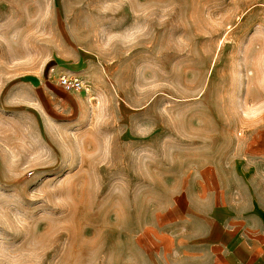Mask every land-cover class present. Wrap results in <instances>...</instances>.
Here are the masks:
<instances>
[{
    "label": "rangeland",
    "instance_id": "374dc122",
    "mask_svg": "<svg viewBox=\"0 0 264 264\" xmlns=\"http://www.w3.org/2000/svg\"><path fill=\"white\" fill-rule=\"evenodd\" d=\"M203 162L264 185V0H0V264H154Z\"/></svg>",
    "mask_w": 264,
    "mask_h": 264
},
{
    "label": "crops",
    "instance_id": "0c3cea01",
    "mask_svg": "<svg viewBox=\"0 0 264 264\" xmlns=\"http://www.w3.org/2000/svg\"><path fill=\"white\" fill-rule=\"evenodd\" d=\"M251 186L208 162L175 176L142 228L156 239L154 264H264V185Z\"/></svg>",
    "mask_w": 264,
    "mask_h": 264
},
{
    "label": "built area",
    "instance_id": "2783aa9c",
    "mask_svg": "<svg viewBox=\"0 0 264 264\" xmlns=\"http://www.w3.org/2000/svg\"><path fill=\"white\" fill-rule=\"evenodd\" d=\"M56 83L66 92L82 91L88 87L87 80L81 76L59 75Z\"/></svg>",
    "mask_w": 264,
    "mask_h": 264
}]
</instances>
